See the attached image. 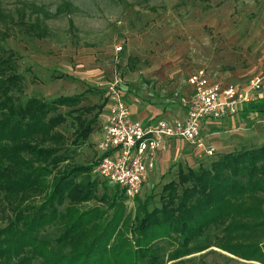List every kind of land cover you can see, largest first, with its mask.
<instances>
[{"label":"trees","instance_id":"obj_1","mask_svg":"<svg viewBox=\"0 0 264 264\" xmlns=\"http://www.w3.org/2000/svg\"><path fill=\"white\" fill-rule=\"evenodd\" d=\"M68 6L53 13L33 3L12 12L0 6V213L10 210L0 225V264H183L193 257H182L210 246L264 264V144L220 153L196 169L178 168L177 180L161 187L160 205L147 209L144 201L133 222L123 216L116 185L110 197L97 195L98 182L90 177L97 157L88 164L72 157L92 132L106 96L98 105L77 106L84 92L25 95L16 52L4 46L14 27L46 37L42 19ZM260 103L240 110L262 112ZM66 120L70 138L58 129ZM91 200L107 208H81Z\"/></svg>","mask_w":264,"mask_h":264},{"label":"rangeland","instance_id":"obj_2","mask_svg":"<svg viewBox=\"0 0 264 264\" xmlns=\"http://www.w3.org/2000/svg\"><path fill=\"white\" fill-rule=\"evenodd\" d=\"M23 3L41 6L48 13L69 3L68 9L42 19L46 37H33L14 27L4 40V46L16 52L24 94L48 98L84 92L77 106L98 105L106 96L92 132L72 157L76 164L96 158L95 142L107 117V101L114 93L132 115L149 112V117L165 110L176 114L189 95L188 76L199 70L209 80L231 83L237 77L258 75L264 92V0H0L5 12ZM54 72L71 79L55 78ZM88 87L98 92L85 91ZM257 102L264 103V99ZM248 107L237 115L205 122L212 125L201 141L213 148L210 156L196 144L173 139L160 154L161 160H155L153 172L146 174L139 193L129 200L123 198V216L133 222L144 201L147 209L159 206L161 187L177 180L178 168L196 169L220 153L264 144V111ZM58 129L71 137L69 120ZM90 177L98 182V196H111L114 185L102 177ZM106 204L91 200L81 208L105 210ZM9 211L0 213L1 226ZM188 257L193 259L183 264H261L215 246L182 258Z\"/></svg>","mask_w":264,"mask_h":264},{"label":"built area","instance_id":"obj_3","mask_svg":"<svg viewBox=\"0 0 264 264\" xmlns=\"http://www.w3.org/2000/svg\"><path fill=\"white\" fill-rule=\"evenodd\" d=\"M187 84L190 91L180 117L156 116L141 121L114 93L107 101V117L95 142L97 162L91 174L116 185L129 200L139 193L158 151L165 148L168 139L196 144L206 155H212L213 148L201 141L202 122L236 115L242 105L257 98L262 78L252 75L240 87L209 80L199 70L188 76Z\"/></svg>","mask_w":264,"mask_h":264},{"label":"crops","instance_id":"obj_4","mask_svg":"<svg viewBox=\"0 0 264 264\" xmlns=\"http://www.w3.org/2000/svg\"><path fill=\"white\" fill-rule=\"evenodd\" d=\"M245 77V76H244ZM246 80H247V78H242V77H237V78H235V79H233V80H231V81H233L232 83L233 84H235L236 86H243L245 83H246ZM264 97V92H263V90H262V88H261V91L259 92V94L257 95V98L255 99V100H253V102H257V101H261L262 99H264L263 98ZM261 99V100H260ZM240 111V110H239ZM238 111V112H239ZM149 112H136V114H131L133 117H135V118H137V119H139V120H141V121H147V120H149V119H151V118H153V117H156V116H165V117H180V116H183V114H184V106L183 105H181V107H180V109L176 112V114H173V115H171L170 114V111L169 110H165L163 113H161V114H155V115H152V116H149V117H146L147 116V114H148ZM238 114V113H237ZM236 114V115H237ZM228 117H230V116H228ZM224 118H226V117H224ZM220 119H223V118H220ZM220 119H216V120H220ZM207 120H209V121H213V119H205L203 122H202V130H201V135L203 134V132L206 130V128L207 127H209L210 125H212V124H208V125H205V122L207 121ZM99 135V134H98ZM172 140L173 139H168L167 141H166V146H165V148L163 149V150H160V151H158V153H157V155H156V159H157V157H158V159H159V161L161 160L160 159V154L162 153V152H164L167 148H168V146H169V144H172ZM175 140H177V139H175ZM178 140H181V139H178ZM96 156H97V153H96ZM155 159V160H156ZM155 164V163H154ZM153 168H154V166L152 167V169H150L147 173H152L153 172Z\"/></svg>","mask_w":264,"mask_h":264}]
</instances>
